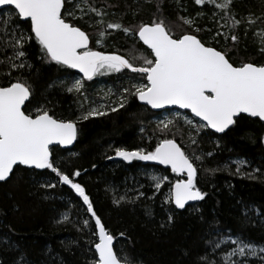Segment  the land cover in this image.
<instances>
[{
    "label": "trees",
    "instance_id": "16d2710c",
    "mask_svg": "<svg viewBox=\"0 0 264 264\" xmlns=\"http://www.w3.org/2000/svg\"><path fill=\"white\" fill-rule=\"evenodd\" d=\"M88 2L106 13L103 24L98 23L101 18L92 12L81 18L75 5L82 0L66 2L65 12H73L74 16L65 15V19L89 36V47L93 50L126 58L127 50L135 45L149 56L150 52L136 36L107 29V23L135 29L141 23L163 19L174 37H179L193 32L181 19L188 18L200 29L194 34L206 45L227 50L234 64L244 61L264 64L256 35L264 29V22L256 20L253 25L246 22L250 14L253 19L264 16V0H232L231 13L242 21L237 27L214 5L198 6L194 0ZM9 10H0V28L6 19L3 13ZM8 28L17 35L33 37L23 48L26 52L23 60L30 67L12 69L7 57L13 55V49L0 44V86L20 78L32 89L30 101L25 105L27 114L34 115L38 107H44L57 119L77 122L78 135L73 148H53V158L66 173L80 171L81 175L75 179L86 189L106 230L115 237L114 249L118 254L132 257L133 264H201V257L207 254L210 260L221 264L229 245H222L213 253L210 242L224 235L230 233L234 238L243 237L264 245V124L241 116L226 133L215 135L208 129L197 134L178 120L172 129L161 131L152 121L157 114L139 105L129 93L122 96L124 107L116 106L117 111L104 107L106 115L84 120L82 117L92 108L83 95L89 100L100 99L96 94L97 82L101 80L98 75L90 81L82 80V91L68 92L76 73L42 58L30 33V23L16 20L13 15ZM101 31L106 33L102 39ZM218 31L229 37L236 35L238 40H225L217 35ZM132 75L137 74L126 70L111 72L103 76V82L120 91ZM164 138L175 139L190 157H200L195 161L197 187L206 195L183 209L164 202L171 183L180 179L177 175L143 161L127 162L115 157V148L151 151ZM193 139L197 143H192ZM109 156L113 159H108ZM234 159L244 161L245 165L236 166ZM151 172L167 177L159 190L154 187ZM49 183L56 187H46ZM64 215L69 219L60 222ZM84 220H88V227L84 226ZM94 231V220L82 200L68 186L57 183L50 170L20 166L8 180L0 181V264H16L20 255L24 256L25 264H92L93 245L97 242Z\"/></svg>",
    "mask_w": 264,
    "mask_h": 264
},
{
    "label": "snow or ice",
    "instance_id": "6c2138e0",
    "mask_svg": "<svg viewBox=\"0 0 264 264\" xmlns=\"http://www.w3.org/2000/svg\"><path fill=\"white\" fill-rule=\"evenodd\" d=\"M66 2L71 3V0H0V8L7 6L10 9L3 13L7 18L2 20L4 27L0 28V44L13 49V55L7 57L12 69L30 67L23 60L26 56L23 48L33 38L23 33L17 35L14 29L8 28L14 15L16 20L30 22V33L34 34V40L43 54L42 58L47 62L77 70L83 79L89 81L96 75L121 72L124 69L139 74L146 83L134 84V91L125 89V92L151 109L175 106L190 111L199 122L194 123L187 117L184 119L190 128L197 130V134L207 129L224 133L242 114L264 122V64L250 61L234 64L230 61L227 50L206 45L194 34L200 29L194 27L193 20L181 18L193 28V32L179 37H174L163 19L141 23L135 29L120 23H107V29H118L126 35L138 36L139 41L150 50L151 58L142 56L143 64L137 66L121 55L90 48L89 36L65 19V15L74 16L73 12H65ZM194 3L198 6L206 3L214 5L225 13V19H231L233 27L242 23L231 13L232 0H194ZM75 7L80 10L81 18L92 12L101 18L98 23H104L103 16L106 13L89 4L88 0H82ZM157 10H160L159 5ZM256 20L264 22V16L253 19L250 14L246 18L249 25L255 24ZM105 34V31H101L100 38ZM217 35L223 36L225 40L230 38L233 42L238 40L236 35L229 37L227 33L219 31ZM256 35L259 36L261 45L259 50L264 53V29ZM100 43L101 40L98 39L97 44ZM17 60L20 61L19 64L15 63ZM10 74L9 72L8 75ZM83 87L81 79H76L67 87V91L80 92ZM31 96V86L20 78L7 86H0V181L8 180L20 166L50 170L57 178V183L68 186L76 193L86 206V212L94 220L93 235H97L98 241L93 245L95 251L92 264H133L132 257L122 256L115 251V237L106 230L86 189L75 179L81 175L80 171L66 173L57 167L53 158L51 146H70L77 139V122L57 119L44 107H38L34 115L26 114L25 105ZM119 107H124L123 99ZM117 110L116 107L111 108V111ZM106 114L99 109H92L82 119ZM179 118L180 113H176V120H161L158 128L161 131L168 130ZM192 143L197 141L193 139ZM114 152L115 157L124 161L155 162L182 177L171 183L164 201L174 204L177 209H183L190 201L203 200L206 195L197 187L198 169L195 161L200 160V157H190L175 139H161L151 151L144 148L129 151L118 147ZM108 159L113 157L109 156ZM151 179L154 187L159 190L167 177L152 176ZM46 187L54 188L56 184L49 183ZM114 203L118 204L119 201ZM68 219L64 215L60 222ZM171 219L169 216V221ZM83 223L85 227L89 226L88 220ZM210 243L213 253L221 248V244L233 246L231 250L224 251L221 264H249L251 258L264 264V245L246 241L243 237L234 238L230 233ZM16 264H25L23 255L19 256ZM201 264H216V261L210 260L206 254L201 257Z\"/></svg>",
    "mask_w": 264,
    "mask_h": 264
},
{
    "label": "rangeland",
    "instance_id": "374dc122",
    "mask_svg": "<svg viewBox=\"0 0 264 264\" xmlns=\"http://www.w3.org/2000/svg\"><path fill=\"white\" fill-rule=\"evenodd\" d=\"M4 16L6 17V15H4ZM134 46L135 45L131 46L127 50L128 55L126 54V56H127L126 58L130 59V62L133 63L134 65L139 66V65L143 64V60L141 59V57L142 56H147V55L144 54L142 51H139L138 49H136ZM106 74L97 76L99 79H101V80H99L97 82L98 89H97V93L96 94L100 95L98 97V98H100L99 100H96L95 98H94V100L93 99L89 100L91 98L88 99L87 96L83 95V99H85L84 101L85 102L88 101L87 105L91 106L92 109H99L101 111L102 110L104 111L105 110L104 107H112L113 108V107L119 106V103L123 99L122 96L127 93V92H124L125 89H130L131 91H134L135 89L132 87V85L146 83V80L141 78V76L139 74L132 75V76L129 77V81H127L126 87H123L122 89H120V91H117L116 88L113 85H108L107 83L103 82L104 81L103 76H105ZM76 79H81V78L76 75L74 78H72L70 80V86H71V83H73ZM81 81H82V79H81ZM82 89H81V91H82ZM73 92H75V91H73ZM75 93H78V92H75ZM176 113H180L179 121H181L184 124V126L187 127L188 129H190V127L187 125L184 117H187L188 119H192L194 121V123H198L199 122V120H197L194 117H192L189 113L186 114V112L184 113V112L177 111V110H171V111L158 113L153 118L152 121L158 127V124H159V122L161 120H166V119L174 120V119H176ZM173 127H175V126L174 125L170 126V129H172ZM158 129L160 130V128H158ZM192 129L197 131L195 128H192ZM164 131H166V130H164ZM184 142H186V141L184 140ZM233 164H235L238 167H242V166L245 165L244 161H242L240 159H234L233 160ZM151 175L166 177L165 175L163 176V175H161L159 173H155V172H151ZM222 245H229V249L228 250H231V247H233L230 244H221V246ZM258 255H260V254H258ZM250 261H253L254 263H249V264H260V261L258 259H256V258H251Z\"/></svg>",
    "mask_w": 264,
    "mask_h": 264
},
{
    "label": "water",
    "instance_id": "95a60500",
    "mask_svg": "<svg viewBox=\"0 0 264 264\" xmlns=\"http://www.w3.org/2000/svg\"><path fill=\"white\" fill-rule=\"evenodd\" d=\"M3 9H9L7 6H4L3 8H0V10H3ZM20 21H22V22H25L24 20H20ZM28 22V21H27ZM30 23V22H29ZM34 35V34H33ZM136 38H137V40H138V42L145 48V49H147V47L145 46V45H143V43L141 42V41H139V39H138V36H136ZM149 52H150V50L149 49H147ZM107 54H113V53H107ZM72 71H74L75 73H76V75L78 76V77H80L82 80H85V81H88V80H86V79H83L82 78V74L81 73H79L77 70H74V69H71ZM124 70H126V71H128V72H130L129 70H127V69H124ZM130 73H132V72H130ZM136 102L139 104V105H141V106H144V107H146L148 110H150V111H152V112H154V113H161V112H163V111H166V110H178V111H181V112H186V113H189L191 116H192V114L190 113V111H188V110H183V109H179V108H176L175 106H168V107H166V108H164V109H151L150 108V106H147V105H145V104H143L141 101H139L137 98H136ZM27 103V102H26ZM242 116H246V115H243L242 114ZM193 117V116H192ZM247 117V116H246ZM195 118V117H194ZM250 118V117H249ZM195 119H197L198 120V118H195ZM252 119H257L258 120V118H252ZM261 122V121H260ZM262 124H264V122H261ZM232 128V126H230V128L229 129H231ZM229 129H227L224 133H226ZM211 133H213V134H215V135H223L224 133H215L213 130H210V129H208ZM75 143H76V140L73 142V144L72 145H70V146H58V145H53V146H51L52 148L53 147H59V148H61V149H64V150H69V149H72L73 148V146L75 145ZM143 163H145V164H147V165H150V166H154V167H158V168H161V169H165V170H169V171H171V169L170 168H167V167H165V166H163V165H159V164H157V163H155V162H145V161H143ZM23 167V166H22ZM28 169V168H27ZM31 170H36V171H43V170H37V169H31ZM176 175V174H175ZM179 177V176H178ZM180 179L182 178V177H179ZM184 178H186V177H184ZM199 201V200H198ZM198 201H190V202H188L186 205H185V207L186 206H188V205H193V204H196ZM174 205V204H173ZM175 206V205H174ZM184 207V208H185ZM97 241H98V237H97ZM94 251H95V249H94Z\"/></svg>",
    "mask_w": 264,
    "mask_h": 264
},
{
    "label": "flooded vegetation",
    "instance_id": "af4514ba",
    "mask_svg": "<svg viewBox=\"0 0 264 264\" xmlns=\"http://www.w3.org/2000/svg\"><path fill=\"white\" fill-rule=\"evenodd\" d=\"M83 81H85V80H83ZM26 114H27V113H26ZM53 148H59V147H53ZM53 148H52V149H53Z\"/></svg>",
    "mask_w": 264,
    "mask_h": 264
}]
</instances>
